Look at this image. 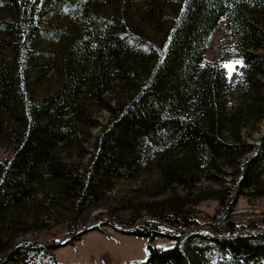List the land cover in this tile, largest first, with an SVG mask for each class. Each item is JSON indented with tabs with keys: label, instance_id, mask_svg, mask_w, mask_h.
<instances>
[{
	"label": "trees",
	"instance_id": "trees-1",
	"mask_svg": "<svg viewBox=\"0 0 264 264\" xmlns=\"http://www.w3.org/2000/svg\"><path fill=\"white\" fill-rule=\"evenodd\" d=\"M0 7L14 14L0 20V148L11 151L9 160L0 158V264H60L54 250L61 243L19 239L46 229L44 217L65 202L88 208L117 180L139 177L153 164L179 184L241 159L235 195L206 234L183 202L165 203L152 213L158 222L142 221L127 234L175 241L170 249L151 246L147 260L135 264H264V214L245 225L232 216L239 196L264 199V131L256 144L242 137L252 120L264 119V0H179L159 40L116 16L101 17L85 0H0ZM62 12L83 33L54 68L56 90L36 101L27 64L53 55L38 51L41 44L52 49L65 39L49 27ZM221 20L248 70L245 83L233 84L223 66L205 60ZM39 68L52 70L50 63ZM109 79L124 83L115 101L104 96ZM90 104L110 118L87 150V131L101 126ZM209 199L217 197L192 206Z\"/></svg>",
	"mask_w": 264,
	"mask_h": 264
},
{
	"label": "rangeland",
	"instance_id": "rangeland-1",
	"mask_svg": "<svg viewBox=\"0 0 264 264\" xmlns=\"http://www.w3.org/2000/svg\"><path fill=\"white\" fill-rule=\"evenodd\" d=\"M92 3L101 17L116 16L125 20L134 32L152 40H159L163 36L169 23V15L175 14L179 7V0H85V5ZM13 13L0 7V20H13ZM53 30H62L65 39L57 47L50 49L45 43L37 49L40 52L53 53L49 58L43 55L33 57L27 64L25 80L32 98L36 101L51 94L59 84V78L55 67L65 56L70 46L77 47L74 43L83 33L81 24L70 18L66 12L53 18L49 26ZM1 36H6L2 34ZM75 44V43H74ZM8 55V51H3ZM10 56V54H9ZM205 60L207 64L225 65L234 61H242L231 48L230 28L225 20L217 25ZM51 64L52 70L46 74L40 70L41 65ZM64 64H62L63 66ZM107 66V63L102 67ZM135 68L138 63L133 64ZM247 68L239 66L235 68L229 80L237 84L240 80L245 83L244 76ZM124 83L108 80L105 85L107 101H115L123 95ZM239 104L242 103V93L239 92ZM252 94L243 98L246 104L251 102ZM92 118L101 126L87 131L89 141L84 147L92 150L91 144L94 138L102 132L103 126L110 118L109 113L95 104L89 105ZM264 131V119L258 117L242 130L244 141L256 144ZM230 140V139H229ZM10 148H0V158L3 161L10 159ZM85 161V160H84ZM244 160L235 163L236 167L220 164L218 168H211L208 172L199 173L195 180L186 183H169L166 177L159 171L157 164L149 166L139 177L134 179L117 180L113 189L104 199L88 208L77 207V201L65 202L55 207L44 217L46 229L35 231L21 236L22 239H37L42 243L62 244L54 250V254L60 264H135L147 260L150 247L170 249L175 246V241L155 237L154 239L130 236L129 230L134 229L142 221L158 222V218L152 213L163 208L165 203L183 202L189 205V213L198 217L200 221V233L206 234L216 223V216L222 210L228 200L235 195L238 171L243 166ZM215 195L217 199H209L198 205L192 203L196 198ZM223 197L225 203H221ZM251 199V200H250ZM157 213V212H156ZM161 213V212H160ZM159 214V212L157 213ZM264 214V199L250 198L243 194L237 198L235 212L232 214L238 223L245 225L253 216ZM132 224L128 229L125 224ZM168 226V225H167ZM166 227V226H165ZM167 228V227H166ZM98 229V230H96ZM242 232L253 231L244 229Z\"/></svg>",
	"mask_w": 264,
	"mask_h": 264
},
{
	"label": "snow or ice",
	"instance_id": "snow-or-ice-1",
	"mask_svg": "<svg viewBox=\"0 0 264 264\" xmlns=\"http://www.w3.org/2000/svg\"><path fill=\"white\" fill-rule=\"evenodd\" d=\"M237 65L243 66L242 61H234L232 63L223 65V67L227 70L229 78H231V76H232L233 72L235 71V68L237 67Z\"/></svg>",
	"mask_w": 264,
	"mask_h": 264
},
{
	"label": "built area",
	"instance_id": "built-area-1",
	"mask_svg": "<svg viewBox=\"0 0 264 264\" xmlns=\"http://www.w3.org/2000/svg\"><path fill=\"white\" fill-rule=\"evenodd\" d=\"M167 228L171 230V227L167 226ZM171 231H172V230H171Z\"/></svg>",
	"mask_w": 264,
	"mask_h": 264
}]
</instances>
